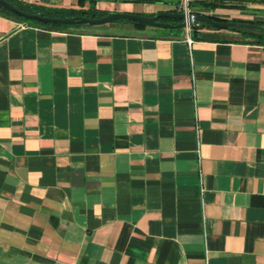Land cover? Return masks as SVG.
Instances as JSON below:
<instances>
[{
	"label": "crops",
	"instance_id": "0c3cea01",
	"mask_svg": "<svg viewBox=\"0 0 264 264\" xmlns=\"http://www.w3.org/2000/svg\"><path fill=\"white\" fill-rule=\"evenodd\" d=\"M20 1L153 15L178 0ZM192 28L0 13V264H264V43Z\"/></svg>",
	"mask_w": 264,
	"mask_h": 264
},
{
	"label": "water",
	"instance_id": "95a60500",
	"mask_svg": "<svg viewBox=\"0 0 264 264\" xmlns=\"http://www.w3.org/2000/svg\"><path fill=\"white\" fill-rule=\"evenodd\" d=\"M0 4L3 5L5 8L10 9L14 11L15 13L20 14L21 16H26L31 19L35 20H41L44 22H55L59 24H67V23H81L85 22L87 24H96V23H105V22H110L111 20H116V19H129V20H134L136 22H142L148 26H160V27H175V28H181L184 26H193L196 27L198 25V22L200 20L205 21L206 23L210 24L211 26H217L220 28H231V27H245L253 30H263L264 31V24L262 23H252L248 22L245 20H232V19H227V20H221V19H216V18H211L207 16L206 14H203L201 12H177L174 10H168V11H158L155 12L153 15H146V14H137V13H132V12H122V11H113L110 12L107 15L104 16H99L96 18H91L86 15H81V16H67V17H58V16H45L42 14H34L26 11H22L18 9L12 2L9 0H0ZM161 17H166V18H174V19H179L180 22L177 23H172V22H165L162 21L160 18Z\"/></svg>",
	"mask_w": 264,
	"mask_h": 264
},
{
	"label": "trees",
	"instance_id": "16d2710c",
	"mask_svg": "<svg viewBox=\"0 0 264 264\" xmlns=\"http://www.w3.org/2000/svg\"><path fill=\"white\" fill-rule=\"evenodd\" d=\"M10 2H12L18 9L20 10H24L26 12H30V13H34V14H42V15H45V16H49V17H52V16H58V17H67V16H81V15H86L88 17H91V18H96V17H99V16H104V15H107L109 14V12L105 11V10H102V9H99L97 7H94V5L91 4V6H89V8L87 9H84V8H81V9H71V8H67V9H63V8H57V7H44V6H40V5H34V4H31V3H27L25 1H20V0H9ZM203 4H206V5H209L210 7H215L216 5H224V6H235L234 3H223V2H218V1H207V2H204ZM172 10H175V8H173ZM0 13L5 15V16H11V17H14V18H17L19 19L20 21H26V22H29V23H34V24H40V25H43V26H47V27H67V26H75V27H80L82 25H88L87 23L85 22H81V23H67V24H59V23H55V22H52V23H49V22H44V21H41V20H35V19H31V18H28L26 16H21L20 14L18 13H15L14 11L10 10V9H7L5 8L3 5L0 4ZM207 16L209 17H213V18H216V19H221V20H227V19H232V20H245V21H248V22H252V23H262L264 24V19H256V20H250V19H237V18H223V17H220V16H217L215 14H206ZM162 21H165V22H172V23H177V22H180L179 19H174V18H166V17H161L160 18ZM114 21H120V22H132L134 25L138 26V27H146L148 25L142 23V22H136L134 20H129L127 18L125 19H117V20H114ZM151 28H156V29H159V30H162V31H166V32H169V31H174V30H179V28H174V27H159V26H150ZM193 27V26H192ZM200 27H207L209 29H223V28H220V27H217V26H211L210 24L206 23L205 21H202L200 20L198 22V25L196 27H193L192 30L194 32L198 31V29ZM228 30L230 31H235V32H239L241 35H244V36H249L251 38H253L254 41H258V42H262L264 43V31L263 30H253V29H249V28H245V27H231V28H227ZM226 29V30H227Z\"/></svg>",
	"mask_w": 264,
	"mask_h": 264
},
{
	"label": "rangeland",
	"instance_id": "374dc122",
	"mask_svg": "<svg viewBox=\"0 0 264 264\" xmlns=\"http://www.w3.org/2000/svg\"><path fill=\"white\" fill-rule=\"evenodd\" d=\"M204 2H207V0H189L188 4H189V9L190 11L192 12H201L203 14H207L206 12H209V11H212L214 8L216 7H227V6H224V5H216L215 7H210L209 5H206V4H203ZM175 10L174 11H177V12H182L181 11V4H180V0H178L176 3H175ZM217 16H220V17H223V18H230L231 15H219V14H216ZM233 16V15H232ZM253 19H264V13H256V15L252 16ZM233 18V17H232ZM181 28H184V27H181Z\"/></svg>",
	"mask_w": 264,
	"mask_h": 264
},
{
	"label": "built area",
	"instance_id": "2783aa9c",
	"mask_svg": "<svg viewBox=\"0 0 264 264\" xmlns=\"http://www.w3.org/2000/svg\"><path fill=\"white\" fill-rule=\"evenodd\" d=\"M188 2H189V0H180L181 11H182V12H183V11H185V12L190 11ZM188 27H189V26H186L187 29H188ZM187 41H188V42H191L192 39H191L189 36H187Z\"/></svg>",
	"mask_w": 264,
	"mask_h": 264
}]
</instances>
